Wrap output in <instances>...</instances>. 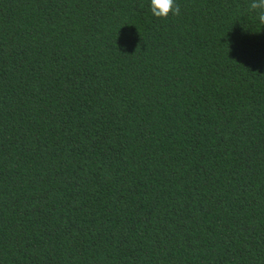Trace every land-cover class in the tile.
Wrapping results in <instances>:
<instances>
[{
  "label": "trees",
  "instance_id": "16d2710c",
  "mask_svg": "<svg viewBox=\"0 0 264 264\" xmlns=\"http://www.w3.org/2000/svg\"><path fill=\"white\" fill-rule=\"evenodd\" d=\"M176 3L0 0V264H264V26Z\"/></svg>",
  "mask_w": 264,
  "mask_h": 264
},
{
  "label": "clouds",
  "instance_id": "9594fccd",
  "mask_svg": "<svg viewBox=\"0 0 264 264\" xmlns=\"http://www.w3.org/2000/svg\"><path fill=\"white\" fill-rule=\"evenodd\" d=\"M150 10L154 17L160 19H167L170 15L178 16L181 12L176 0H150ZM247 11L264 26V0H247Z\"/></svg>",
  "mask_w": 264,
  "mask_h": 264
}]
</instances>
